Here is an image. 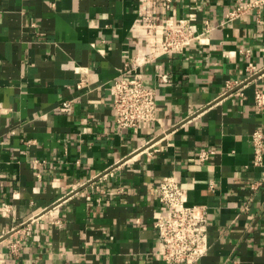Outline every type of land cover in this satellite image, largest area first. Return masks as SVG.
I'll return each mask as SVG.
<instances>
[{
  "label": "crops",
  "instance_id": "1",
  "mask_svg": "<svg viewBox=\"0 0 264 264\" xmlns=\"http://www.w3.org/2000/svg\"><path fill=\"white\" fill-rule=\"evenodd\" d=\"M233 9L0 0V264H166L154 229L165 176L208 209L210 250L197 264H264V179L250 166V135L264 133V6L226 21ZM147 13L198 38L161 54ZM143 55L154 59L138 66ZM249 65L260 69L250 78ZM133 69L156 90L159 122L118 131L111 88ZM228 81L244 83L242 96L225 93ZM201 150L215 154L200 162Z\"/></svg>",
  "mask_w": 264,
  "mask_h": 264
},
{
  "label": "built area",
  "instance_id": "2",
  "mask_svg": "<svg viewBox=\"0 0 264 264\" xmlns=\"http://www.w3.org/2000/svg\"><path fill=\"white\" fill-rule=\"evenodd\" d=\"M153 2V0H148ZM234 9L225 15L226 21H232L250 12L256 11L259 15L264 6V0H231ZM169 2V0H166ZM146 23L150 27L159 29L162 40L159 46L161 54L178 52L181 48L190 45L198 38L194 26L186 27L184 23L176 26L173 23L158 24L152 13L146 14ZM248 53V51H247ZM154 59L153 55L138 57L136 64L141 66L147 60ZM252 65L247 69V77L250 78L259 72ZM126 71L120 72L112 84L113 114L115 128L118 131L133 130L137 132L143 125H151L159 122L157 118L156 90L148 87L141 74L133 69V76L126 77ZM161 81H168L166 76H161ZM244 83L228 81L225 93L238 91ZM235 89H237L235 91ZM69 103L61 105L60 111L67 112ZM255 106L258 111L264 110V93L255 92ZM166 131H163L165 134ZM159 137L147 140L138 153L154 151ZM252 144L251 167L260 172L264 179V133L256 129L250 135ZM150 152V151H149ZM215 151L201 150L197 154L200 162H206ZM108 173L100 175L106 177ZM98 177V178H100ZM212 188V183L210 184ZM254 185L253 188H255ZM159 206L166 210L158 216L154 223L157 233L159 255L166 264H197L208 255L210 244L208 240V209L206 206L188 205V197L184 188L172 176H165L158 180L156 187ZM87 199L90 197L87 196Z\"/></svg>",
  "mask_w": 264,
  "mask_h": 264
}]
</instances>
